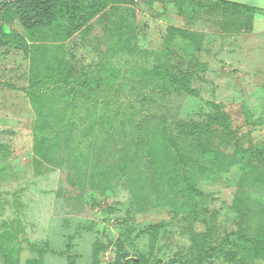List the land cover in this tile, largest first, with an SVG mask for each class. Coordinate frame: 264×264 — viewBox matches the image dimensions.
I'll return each instance as SVG.
<instances>
[{
	"label": "rangeland",
	"instance_id": "rangeland-1",
	"mask_svg": "<svg viewBox=\"0 0 264 264\" xmlns=\"http://www.w3.org/2000/svg\"><path fill=\"white\" fill-rule=\"evenodd\" d=\"M159 63L172 77L194 72V92L145 100L138 114L131 111L132 121L150 112L155 130L153 121L113 128L108 160L135 157L137 138L128 129H149L155 167L144 148L138 165L111 168L106 149L98 152L100 143L87 135L89 106L76 101L85 98L74 92L62 104L63 84L54 80L70 77L84 91L98 78L94 84L106 91V70ZM130 76L126 88L138 86ZM35 84L37 100L45 98L53 121L64 124L45 131L71 126L65 134L72 140L84 134L75 165L67 157L72 143L62 145L59 163L36 151L35 126L44 116L31 100ZM126 98L118 103L127 106ZM53 100L58 112L48 107ZM75 102L78 127L65 117ZM173 119L200 125L201 140ZM163 131L172 136L161 138ZM133 257L264 264V39L254 13L216 0H86L75 21L28 29L10 12L0 21V264H123Z\"/></svg>",
	"mask_w": 264,
	"mask_h": 264
},
{
	"label": "trees",
	"instance_id": "trees-1",
	"mask_svg": "<svg viewBox=\"0 0 264 264\" xmlns=\"http://www.w3.org/2000/svg\"><path fill=\"white\" fill-rule=\"evenodd\" d=\"M85 1L86 0H1L0 21H4L8 18L10 12H14L21 23L28 29L45 28L48 26L57 25L63 20L73 22L80 15ZM216 2L233 12L254 13L253 10L246 5H241L226 0H216ZM174 31L177 30L174 28L169 29L170 36H172ZM167 54H169V51H165V55ZM129 76L132 80L135 79V82L139 81V85L136 86L134 83H131V85L126 88L125 82ZM155 76L159 77V79H163L162 83H158L157 86L153 87H147L143 84V81H147L151 77L155 78ZM172 76L173 75L169 68V65L159 63L151 70L141 68H137V70H134L133 72H124L123 70L118 68L106 70V77L104 78L106 83V91L105 89L100 88L98 84H94L97 82V80H100L98 78L93 79L90 90L86 89L84 91H78V89L75 88L77 84L75 87H71L69 81L70 77H68L67 80L62 81L65 77L64 76L60 78V80H54V83L63 84L60 87L63 91L61 93L62 100H60L62 104L69 102L68 99L72 97V94L74 92L77 96H83L85 98V100L76 101H82L84 105L89 106L88 110L90 111L92 117L88 121L89 128L87 135H91L92 137H94V140L100 143L98 146V152L105 151L106 149V162L110 163L111 168H114L115 166L127 171L129 168V164L132 163L138 165L137 163H139V158H137V155L139 151H142L144 148H146L149 156V160L147 163H151V165L154 167L156 166L154 153L150 149L151 141L147 137V134L150 130H143L139 128L137 131H134L132 133V128L128 129L127 133L134 134L137 138V141L131 142L132 146L135 148V157L134 155L130 156L129 153H126L123 154L119 159L112 158L113 160L110 161L108 160V157L109 155H111V152L108 150L111 144L110 137L113 133L112 130L118 124H121V129L126 131L127 128L131 127L128 125L129 123L132 126H145L152 121L154 122V118L152 120V118L148 117L150 115V112L146 117L141 116L142 120L139 119L132 121V118L129 117V115H134L133 113H131V111L135 110L137 114L139 113V110L141 109V107L139 106L145 100H155L156 98L158 99L160 97H164L165 95L170 96L171 94L174 95L175 93L180 92H194V89L190 87V81L194 77V72H192L191 70H182L178 75H175V77ZM183 81L187 82L186 85L183 84L185 83ZM58 88L59 87L53 89V93L48 96L49 99H52L54 97V94L58 92ZM39 92L40 89L38 88V85H33V89L30 92L33 106L44 116V120H42V122L38 123L35 126V128L37 129L36 151L42 154L44 153L43 156L46 158L50 157L51 153H53L56 156V163H59L62 158L60 157V155H58V153L61 151L62 145L65 144V142L72 143V146L68 150L66 146H64L63 150H67L68 158H71V156L73 157L71 164L75 165L74 159L77 157L78 153L83 156L84 148L82 147L81 143H83L84 141V134L76 133L75 138L72 140L70 136L65 134L71 132V126H66V130H68V132L63 131V133H50L45 131V128L47 127H52L55 129L56 127H63L64 124H57L53 121L47 110V107L45 106V98L37 100V95ZM123 94L128 96V98H126L127 106H124L125 104L118 103L120 96H122ZM132 97H136V99ZM53 101L54 104H49L48 107H56V112H58V107L60 106H58L57 100ZM83 107L84 106H81L80 108ZM77 108V102H75V104L71 107V110L68 111L65 116L74 127H78V123L76 122V120L75 122L73 121V119L75 118L74 113L77 112ZM124 118H126L127 121L124 120ZM171 121L174 126H177V128L181 130L184 129L186 130V132H194L190 133L189 135L198 138V140H201V138L197 136L198 132L196 129L199 128L200 125L195 123L188 124V122L179 121L177 119H173ZM156 124L159 123H155L153 124V126H151L154 130L156 129ZM163 133L164 135L161 138H168L172 136L166 131H163ZM202 146L203 145L201 143L200 147ZM187 159L192 160L191 156H188ZM117 160H122V163L116 164ZM109 176L110 175L106 174V177H108V179ZM126 177L128 179L132 178V176L129 174ZM123 264H146V262H144L140 258L133 257L127 259Z\"/></svg>",
	"mask_w": 264,
	"mask_h": 264
},
{
	"label": "crops",
	"instance_id": "crops-1",
	"mask_svg": "<svg viewBox=\"0 0 264 264\" xmlns=\"http://www.w3.org/2000/svg\"><path fill=\"white\" fill-rule=\"evenodd\" d=\"M250 7L254 12L255 32L264 39V0H226ZM257 26L260 28L257 29Z\"/></svg>",
	"mask_w": 264,
	"mask_h": 264
}]
</instances>
